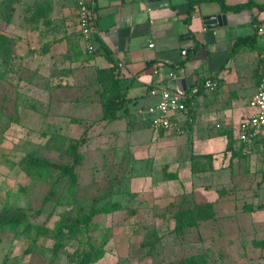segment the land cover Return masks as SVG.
Here are the masks:
<instances>
[{
  "label": "rangeland",
  "instance_id": "rangeland-1",
  "mask_svg": "<svg viewBox=\"0 0 264 264\" xmlns=\"http://www.w3.org/2000/svg\"><path fill=\"white\" fill-rule=\"evenodd\" d=\"M79 1L0 0V264H264V157L234 124L203 130L196 114L172 135L126 103L106 119L118 73L82 32ZM203 131L212 139L200 150ZM195 151L216 152L192 172ZM34 153L76 171V197H53L60 170L28 176ZM204 199L209 218L193 212ZM76 216L85 223L68 241ZM22 217L41 227L6 223Z\"/></svg>",
  "mask_w": 264,
  "mask_h": 264
},
{
  "label": "crops",
  "instance_id": "crops-1",
  "mask_svg": "<svg viewBox=\"0 0 264 264\" xmlns=\"http://www.w3.org/2000/svg\"><path fill=\"white\" fill-rule=\"evenodd\" d=\"M190 1L167 0L166 5L150 6L148 0H90L95 16L92 35L113 58L132 119L141 123L157 103L159 97L151 89L188 92L198 86L190 98L192 107L195 101L198 104L197 111L176 114L179 124L188 129L187 122L196 114L203 130L212 120L234 124L238 139V125L250 114L248 102L264 75V36L257 31L264 26V6L259 7L264 0H221L227 6L252 4L238 11L223 10L217 0H193L197 2L190 10ZM212 14L223 15L224 22L207 26L204 17ZM244 36H249L248 42L234 46ZM210 77L219 82L214 91L202 86ZM172 134L157 130V135ZM211 139L203 131L199 149Z\"/></svg>",
  "mask_w": 264,
  "mask_h": 264
},
{
  "label": "trees",
  "instance_id": "trees-1",
  "mask_svg": "<svg viewBox=\"0 0 264 264\" xmlns=\"http://www.w3.org/2000/svg\"><path fill=\"white\" fill-rule=\"evenodd\" d=\"M217 1L220 2L223 10L238 11L244 7H249L252 5L251 3H246V4L236 5V6H227L221 0H217ZM195 2H197V1L191 0L189 2L190 10H191V8ZM263 6H264V3L259 5L260 8ZM95 39L98 42L99 47L103 50L105 57L108 58V60L111 63H113V58H111L109 50L106 48V46L102 43V41L100 39H98L97 37ZM248 39H249V36L237 38V40L234 42V46L239 44V43H246V42H248ZM184 62H185V60L181 61L179 63V65H182ZM211 77H213V76H211ZM218 84H219V82H218ZM110 85H111V88L114 90L116 97L118 98L119 102L116 105L112 106L111 108L106 109L105 116H104L106 119L117 118L118 117L117 111L119 109H121L122 107H124V104L128 100V98L126 97L127 91H126L125 87H122L120 85L119 77L117 75L113 76L111 78ZM186 107L190 113L193 109L190 99L187 100ZM190 107H192V108H190ZM187 124L190 125L191 121H188ZM182 129H183V126H182ZM240 143L245 146L244 143H242V142H240ZM250 148L251 149L253 148L254 150L256 149L257 151L263 153L264 152V138L261 137L258 140H256L255 145L250 147ZM34 154L35 155H32L30 160L27 163H25L23 166L26 173L28 174V176L33 177V178L36 177L37 179H40L45 174L53 173L54 171L60 170V171H62L63 178L58 183L57 190L53 192V197L55 198L56 201L63 200L66 196L76 197V195H77L76 181H77V176H78L76 171H74V169H72V167L55 166L54 164L50 163L46 157L39 155V154L37 155L36 153H34ZM206 157H209V159H212L213 156L211 153H192L191 157H190L191 171L192 172L197 171L198 170L197 168L200 164L201 158H206ZM167 178H169V177H167ZM212 203L213 202H211V201L203 202V203H196L195 204L196 207L194 208L193 212L197 215V217L209 218L212 216ZM117 207L118 206H117L116 201L111 202V204H102L100 209H98V212L99 211L100 212H110V211H113L114 209H117ZM22 218L23 219H21V221H19V222H16V220H14V221L11 220V221H7L6 223L13 226L14 228L19 226L20 224H23L24 228H26V229H29L32 227L39 229L41 227L40 224L36 225L33 222H30L25 217H22ZM82 219H83L82 217L76 216L75 218H73L71 220V222L69 224H66L69 232L67 234L63 235L62 238H68V241L73 239V237L76 235L77 231H79V229L85 223V221H83ZM186 219H187V215L182 214V211H180L177 222H176V229L178 230V232H180V233L182 232L183 228L186 225V223H185ZM41 230L42 229H40V231ZM57 241H59V239H57ZM59 243H61V242L60 241L58 242V246H59ZM88 252H89V250L82 251L80 254V257H83L82 260L85 259V263H88L89 259H87L83 255L85 253H88ZM188 261L192 263L193 259H189ZM202 263L205 264L204 261H202Z\"/></svg>",
  "mask_w": 264,
  "mask_h": 264
},
{
  "label": "built area",
  "instance_id": "built-area-1",
  "mask_svg": "<svg viewBox=\"0 0 264 264\" xmlns=\"http://www.w3.org/2000/svg\"><path fill=\"white\" fill-rule=\"evenodd\" d=\"M79 14L82 32L86 35L92 34L95 16L90 0L79 1ZM257 31L264 36V26L259 25ZM202 86L209 90H215L218 81L213 78H206L202 82ZM198 90V86L192 87L188 92L165 87L151 89L150 93L157 94L159 99L155 106L149 109L148 117H145L149 121L150 127L165 134L180 131L182 126L177 121L176 114L186 111L187 100L195 95ZM249 107L251 109L250 114L238 125L237 138L246 146L252 147L256 140L261 137L264 138V75L250 99Z\"/></svg>",
  "mask_w": 264,
  "mask_h": 264
},
{
  "label": "water",
  "instance_id": "water-1",
  "mask_svg": "<svg viewBox=\"0 0 264 264\" xmlns=\"http://www.w3.org/2000/svg\"><path fill=\"white\" fill-rule=\"evenodd\" d=\"M150 6L166 5L167 0H148ZM224 22V16L221 14H212L204 17V23L207 26H216Z\"/></svg>",
  "mask_w": 264,
  "mask_h": 264
}]
</instances>
